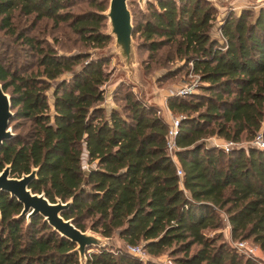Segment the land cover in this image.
I'll return each instance as SVG.
<instances>
[{
    "label": "trees",
    "instance_id": "trees-1",
    "mask_svg": "<svg viewBox=\"0 0 264 264\" xmlns=\"http://www.w3.org/2000/svg\"><path fill=\"white\" fill-rule=\"evenodd\" d=\"M92 9L75 12L80 2ZM109 0H0V26L15 33V12L34 20L64 23L93 47L107 44L100 14ZM136 5V6H135ZM133 8L138 53L148 52L146 72L167 46L163 66L178 58L199 75L200 92L168 95L180 117L177 164L167 150L168 120L125 83L124 104L104 105L110 78L105 57L60 53L33 35L17 36L35 50V68L19 72L0 58V82L10 94L11 121L25 119L27 132L0 147L20 176L37 168L35 192L63 201V216L105 236L119 231L127 246L151 256L167 248L176 264H262L238 251L219 229L228 221L233 238L248 239L264 251V147L238 145L226 151L206 138H264V5L242 7L224 17L212 36L217 10L206 0H156L146 11ZM137 13V14H136ZM67 73V75H66ZM49 90L51 91L49 93ZM52 98V102H50ZM22 204L0 191V264H80L76 244L40 214L18 216ZM210 231L213 233L211 234ZM86 264H161L121 249L97 247Z\"/></svg>",
    "mask_w": 264,
    "mask_h": 264
},
{
    "label": "rangeland",
    "instance_id": "rangeland-1",
    "mask_svg": "<svg viewBox=\"0 0 264 264\" xmlns=\"http://www.w3.org/2000/svg\"><path fill=\"white\" fill-rule=\"evenodd\" d=\"M135 4L139 5V8H141V5L137 1L130 0L129 7L132 10V14ZM242 7H245V4H235V7L233 6L234 10H232L231 12L235 11L236 13H238L242 9ZM230 8L231 7H229L228 10H218L216 8L218 13H216L211 33L214 38H217L220 41H223V39L219 31V27L224 17L227 16V14L231 13H228ZM253 8L255 11H257L258 6H253ZM87 9H92V6L82 1L79 3V6L73 8L75 12H80ZM142 11L145 12L146 10L142 9ZM13 24L16 29L15 33H9L0 26V58L5 63L15 64L19 72H27L30 69L35 68L34 64L36 62L37 53L34 49L29 47L27 43L22 41V37L17 36L18 31H23L25 34L36 36L41 41V44H43L44 46L46 44H50V46H52L55 50L60 53L83 52L85 54L90 55L91 57L107 56L106 58L109 59V62L106 65V69L110 72V78L104 84L105 99L103 102L107 108H110V106L114 105L121 107L124 104V91L115 89L121 83H125L128 86L130 85V87L134 90V92L139 98L143 97L145 99H148L149 97V100L151 94L153 95V90H158L159 95L162 98L166 95L174 94V92H176V90L180 86L185 83H189L193 80L196 81L198 84L195 92H200L201 85L206 84V82L200 81L196 74H190V72L192 71V65L190 62L188 63L184 60L175 58L165 63L164 66L159 63L160 60L163 61V58L167 53V46L162 47L158 51V53H156V56L152 60V62L149 61L151 66L149 72H146L141 60L143 58H148V52L144 50L141 51L140 54L138 53V61L141 62V64L137 63L135 65V67L138 68L135 77L137 83L129 82L127 79V81H122L118 84L116 80L122 77L126 78L127 75H125L126 70L123 67L121 58L116 51L114 39L112 37H110L106 45L101 47H93L90 43H85L84 41H82L79 36L72 29L67 27V25H65L64 23H61L58 27L57 25H54L53 21L50 19L44 18L41 20H34L33 15L19 16L17 11L15 12ZM107 28L108 27L106 19L105 26L102 30H107ZM133 38L135 43L139 42V37L137 33L135 36H133ZM50 92L51 91L49 90V93ZM50 102H52V98H50ZM171 114L174 116L179 115L177 112H173ZM262 124L264 125V120ZM9 126L12 128V131L15 134H24L25 132H27L28 122L25 119H17L14 121H10ZM223 140V138H219L216 135H212L206 138V143L209 145H213L216 142L222 143ZM250 142L251 140L243 139L238 142L237 145H249ZM89 227L90 226L88 222L86 226V231L93 232ZM219 231L222 232L225 240H227L232 246H234L233 244L235 241L239 240V237L233 238L231 236L230 226L227 220L223 219V226L219 229ZM210 233L212 234L213 232L210 231ZM104 240L107 242V247H110L111 249L118 250L121 247H126V244L116 234L104 238ZM94 248L96 247L89 248V250H93ZM170 250L171 248H167L158 256H151L146 253V255L139 257L143 260L151 259L160 262L161 264H176L173 260V255H170ZM258 253L260 257L254 258L259 262L264 263V251Z\"/></svg>",
    "mask_w": 264,
    "mask_h": 264
},
{
    "label": "water",
    "instance_id": "water-1",
    "mask_svg": "<svg viewBox=\"0 0 264 264\" xmlns=\"http://www.w3.org/2000/svg\"><path fill=\"white\" fill-rule=\"evenodd\" d=\"M129 1L130 0H109L106 9L100 12V14L107 19L108 27L107 30H102V32L114 39L116 51L126 70V78L122 77L118 80L115 79L118 84L122 81H127V79L129 82L137 83L135 77L138 68L135 67V65L137 63L141 64V62L138 61L139 44L135 43L133 38V14L129 7ZM132 1H137L141 5V8L146 10L147 2L153 3L156 0ZM206 1L211 2L218 10H228L229 7H231L228 13L234 10L233 6L240 1L245 3L247 7L252 4L264 2V0ZM141 99L150 106L155 107L165 119H168L166 103L160 97L158 90H153V95L151 94L150 100L149 97L148 99L143 97ZM13 116L14 113L11 109L10 94L4 90L0 82V147L6 140L16 136L9 126ZM36 173L37 168L33 167L29 172L22 173L20 176H13L11 174V165L7 163L0 169V191L8 192L10 196L15 197L22 204L18 216L24 215L27 217V220H29L32 215L40 214L54 230L73 241L76 244L75 250L79 253L80 264H86L87 252L90 251L89 248L107 247L108 245L104 238L109 236L94 231L90 227L89 228L93 232H88L86 229L82 230L74 224L72 218L63 216L62 213L70 206L72 198L66 201L56 198L55 201H51L43 191H33L29 184L36 177ZM114 234L119 236V231H115ZM120 249L128 251L127 245Z\"/></svg>",
    "mask_w": 264,
    "mask_h": 264
},
{
    "label": "built area",
    "instance_id": "built-area-1",
    "mask_svg": "<svg viewBox=\"0 0 264 264\" xmlns=\"http://www.w3.org/2000/svg\"><path fill=\"white\" fill-rule=\"evenodd\" d=\"M190 74H196L193 73L192 71L190 72ZM199 78V75L196 74ZM197 82L196 81H190L189 83H185L182 86H180L176 92H174V94L176 95H186V94H191L194 93L197 89ZM168 108H167V112H168ZM168 128H167V132H166V140H167V150L169 155L172 157V159L174 160V162L177 164V174L178 175H182V169L180 168L177 158H176V150L179 149V147L177 146L176 142H175V137L178 133V127H179V121H180V117L179 116H174L171 114V112L169 111L168 113ZM253 140V141H252ZM251 140V142L249 143V145L252 146H256V147H264V138L262 135V132H259L253 139ZM213 145L215 146H219L222 147L224 150L228 151L233 147L238 146L237 142L231 141V140H223L222 143L220 142H216ZM225 220V217H224ZM234 247L248 255V256H252V257H260L258 252H262V249L260 248V246L257 243H254L248 239H239L237 241L234 242ZM128 247V251L132 254H136V256H144L146 255V252L141 248V246H127ZM262 264H264L263 262H260Z\"/></svg>",
    "mask_w": 264,
    "mask_h": 264
},
{
    "label": "crops",
    "instance_id": "crops-1",
    "mask_svg": "<svg viewBox=\"0 0 264 264\" xmlns=\"http://www.w3.org/2000/svg\"><path fill=\"white\" fill-rule=\"evenodd\" d=\"M245 4V3H243L242 1H240V2H238V3H236V4ZM264 4V2L262 3H258V4H252V5H249L250 7H253V6H261V5H263ZM245 6H246V4H245ZM234 7H235V5H234ZM167 97H168V95H166L165 97H162V100L163 101H165V103H166V99H167ZM166 106H167V104H166ZM111 107V106H110Z\"/></svg>",
    "mask_w": 264,
    "mask_h": 264
}]
</instances>
